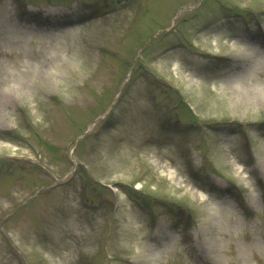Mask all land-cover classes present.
Segmentation results:
<instances>
[{
  "label": "rangeland",
  "instance_id": "obj_1",
  "mask_svg": "<svg viewBox=\"0 0 264 264\" xmlns=\"http://www.w3.org/2000/svg\"><path fill=\"white\" fill-rule=\"evenodd\" d=\"M262 185L264 0H0V264H264Z\"/></svg>",
  "mask_w": 264,
  "mask_h": 264
},
{
  "label": "bare ground",
  "instance_id": "obj_2",
  "mask_svg": "<svg viewBox=\"0 0 264 264\" xmlns=\"http://www.w3.org/2000/svg\"><path fill=\"white\" fill-rule=\"evenodd\" d=\"M235 166H236V169L238 170V172H240L241 171V169H242V166L239 164V163H237L236 161H235ZM170 178H173L174 177V175L173 174H171L170 173ZM190 189H193V188H190ZM196 190V189H195ZM195 190L194 191H191L192 192V194H194L195 193ZM200 194V193H199ZM201 196L205 199V196L201 193Z\"/></svg>",
  "mask_w": 264,
  "mask_h": 264
},
{
  "label": "snow or ice",
  "instance_id": "obj_3",
  "mask_svg": "<svg viewBox=\"0 0 264 264\" xmlns=\"http://www.w3.org/2000/svg\"><path fill=\"white\" fill-rule=\"evenodd\" d=\"M261 194H262V196H264V185L261 186Z\"/></svg>",
  "mask_w": 264,
  "mask_h": 264
}]
</instances>
